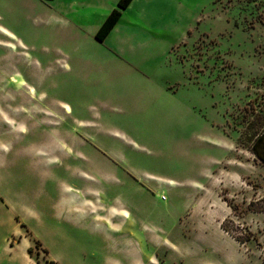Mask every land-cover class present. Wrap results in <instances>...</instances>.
Wrapping results in <instances>:
<instances>
[{"label":"rangeland","instance_id":"1","mask_svg":"<svg viewBox=\"0 0 264 264\" xmlns=\"http://www.w3.org/2000/svg\"><path fill=\"white\" fill-rule=\"evenodd\" d=\"M118 2L0 0V192L55 264H264V0H133L101 41Z\"/></svg>","mask_w":264,"mask_h":264},{"label":"crops","instance_id":"2","mask_svg":"<svg viewBox=\"0 0 264 264\" xmlns=\"http://www.w3.org/2000/svg\"><path fill=\"white\" fill-rule=\"evenodd\" d=\"M65 107L66 109L68 108L66 104ZM16 111L18 112V116H11V121L14 124V122H16L17 120V124H14L15 126L17 125V128H15L16 132L14 134L20 136L25 130L26 126L24 125L23 121L19 120V118L25 119L27 113L29 112H25L24 107H16ZM50 115H52V117L50 119H46V121L49 120L48 124L52 127V129H49V132L53 133V131H57L56 125L61 123V120L59 118V116L61 117V115L59 113ZM52 145H54V147ZM1 146L2 147H0V153L3 156H1L0 159V169L9 170V168L11 169L12 167H14L16 161L7 160L4 157L7 152V147L5 145ZM47 146L48 148L41 147L36 149V154H40L42 156L54 151H68L69 149H72L71 147L68 148L67 143L62 140H57L54 144L48 142ZM55 158V164H61L60 161H57V156L51 157V160ZM45 162V165H39V169L43 172V174H40L42 178H45L46 175L50 174V172H48L49 170L47 169H50V167L52 166V163L50 161ZM29 194L30 193L28 192L25 193L24 191H21L19 194H13L15 198L14 200H12L4 193L0 192V263L34 264L35 260L33 256V249L41 248L44 249L48 259L51 257L50 249L46 247L44 242L37 235V231H39L38 224L40 225L42 223L40 220H42V214H44L41 209H39L40 200L37 201V196L33 195L32 197ZM76 199V196L73 195L65 198L64 201L67 204V201L68 203H73ZM61 202L62 199L60 198L58 203L62 208ZM70 205L77 210V212L75 211V214L73 212H69V210L67 211L66 206L64 208V210H66H60L59 214H54V218L58 219L59 221H62V219L66 221L68 219L73 220L75 216L76 218H80L85 214L84 210L77 204ZM31 219H34L37 225L30 224ZM31 249L32 252L30 251ZM49 263L55 264L54 261L50 262V259Z\"/></svg>","mask_w":264,"mask_h":264},{"label":"trees","instance_id":"3","mask_svg":"<svg viewBox=\"0 0 264 264\" xmlns=\"http://www.w3.org/2000/svg\"><path fill=\"white\" fill-rule=\"evenodd\" d=\"M133 0H119L118 5L116 8L113 9V11L110 13V15L106 18L102 26L97 32V38L101 41H103L110 32L114 29L118 21L120 20L122 16V11L126 9ZM264 141V131L258 136L257 143H261ZM32 252V249L30 250Z\"/></svg>","mask_w":264,"mask_h":264}]
</instances>
